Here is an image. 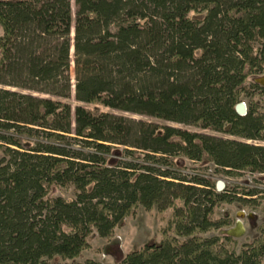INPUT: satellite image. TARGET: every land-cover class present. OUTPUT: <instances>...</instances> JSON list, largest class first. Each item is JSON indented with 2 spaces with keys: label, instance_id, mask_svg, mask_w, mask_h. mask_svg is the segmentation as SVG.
I'll use <instances>...</instances> for the list:
<instances>
[{
  "label": "trees",
  "instance_id": "1",
  "mask_svg": "<svg viewBox=\"0 0 264 264\" xmlns=\"http://www.w3.org/2000/svg\"><path fill=\"white\" fill-rule=\"evenodd\" d=\"M74 3L0 0V264H104L77 259L140 206L173 208V233L120 264H264V227L239 251L217 233L264 192L178 161L264 174V0Z\"/></svg>",
  "mask_w": 264,
  "mask_h": 264
},
{
  "label": "rangeland",
  "instance_id": "2",
  "mask_svg": "<svg viewBox=\"0 0 264 264\" xmlns=\"http://www.w3.org/2000/svg\"><path fill=\"white\" fill-rule=\"evenodd\" d=\"M73 10H75L74 0ZM255 80L264 84V72L256 76ZM259 100L264 109V99L259 98ZM244 101L243 102L247 107V100L245 99ZM70 102L73 107L78 104L74 97L70 99ZM112 111L129 117L151 119L160 124L201 131L200 128L193 125H185L158 118H149L119 110ZM207 133L229 137L227 134L215 131H207ZM248 141L252 142V140ZM257 143L264 144V141H257ZM178 161L181 166H183V174L185 175H191L194 172H205L210 174L212 180H214L216 184L221 180L223 182V188L220 189V191L234 188L237 183L246 182L249 189L258 187L264 192V174L244 173V175L239 177L228 176L216 172L215 166L207 162H196L184 157L179 158ZM57 193H62L66 196L72 195L71 190H59ZM259 203L258 208L244 207L238 202L224 203L217 212V216L226 214L232 218L233 223L230 226L219 230L217 233L231 236L232 240L229 241L228 244L237 251L242 248L243 244L251 243L260 236L261 230L264 227V197L260 199ZM174 216L175 211L173 208L160 210L156 206L151 209H145L140 206L136 209L134 214L126 218L121 227L115 229L111 238L100 237L94 232L89 237L90 247L85 249L77 260L84 261L91 258L101 261L104 264H120L121 260L131 250L138 249L146 243L160 242L164 237V229L168 230L167 232L169 234L173 233L169 226L174 219Z\"/></svg>",
  "mask_w": 264,
  "mask_h": 264
},
{
  "label": "water",
  "instance_id": "3",
  "mask_svg": "<svg viewBox=\"0 0 264 264\" xmlns=\"http://www.w3.org/2000/svg\"><path fill=\"white\" fill-rule=\"evenodd\" d=\"M236 108H237V111L240 112L241 114H244L247 110L246 104L244 102L238 104ZM221 187H222V184H220L219 188Z\"/></svg>",
  "mask_w": 264,
  "mask_h": 264
},
{
  "label": "built area",
  "instance_id": "4",
  "mask_svg": "<svg viewBox=\"0 0 264 264\" xmlns=\"http://www.w3.org/2000/svg\"><path fill=\"white\" fill-rule=\"evenodd\" d=\"M220 184H222V187H221V188H219ZM216 187H217V190H219V191H220V189H222V188H223V182H222L221 180H220V181H218V183L216 184Z\"/></svg>",
  "mask_w": 264,
  "mask_h": 264
},
{
  "label": "bare ground",
  "instance_id": "5",
  "mask_svg": "<svg viewBox=\"0 0 264 264\" xmlns=\"http://www.w3.org/2000/svg\"><path fill=\"white\" fill-rule=\"evenodd\" d=\"M243 103V102H242Z\"/></svg>",
  "mask_w": 264,
  "mask_h": 264
}]
</instances>
